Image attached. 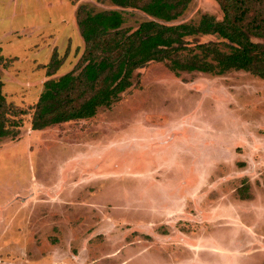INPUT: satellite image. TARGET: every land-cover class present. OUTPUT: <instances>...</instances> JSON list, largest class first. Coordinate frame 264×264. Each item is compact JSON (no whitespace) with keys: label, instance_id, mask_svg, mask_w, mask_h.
<instances>
[{"label":"rangeland","instance_id":"374dc122","mask_svg":"<svg viewBox=\"0 0 264 264\" xmlns=\"http://www.w3.org/2000/svg\"><path fill=\"white\" fill-rule=\"evenodd\" d=\"M81 6L131 30L152 19L112 0H0L2 92L22 121L0 138V264H264V78L151 61L96 116L31 128L45 81L81 66ZM182 11L161 22L224 17L217 0ZM186 38L182 55L219 41Z\"/></svg>","mask_w":264,"mask_h":264},{"label":"trees","instance_id":"16d2710c","mask_svg":"<svg viewBox=\"0 0 264 264\" xmlns=\"http://www.w3.org/2000/svg\"><path fill=\"white\" fill-rule=\"evenodd\" d=\"M112 1L139 9L152 19L131 30L123 28L125 16L121 10L95 11L81 6L77 12V25L85 42L81 66L45 81L34 106L33 130L92 118L103 107L110 108L133 86L135 71L151 61L165 62L177 75L182 71L222 75L244 70L264 78V0H217L224 12L221 21L204 14L197 23L180 24L161 21L178 18L190 0ZM203 34L216 35L219 41L196 43L191 53H180L190 47L187 36ZM2 58L0 48V61ZM2 87L0 80V138L15 139L22 121L10 114L13 108L6 104ZM86 89L93 90L88 97Z\"/></svg>","mask_w":264,"mask_h":264}]
</instances>
